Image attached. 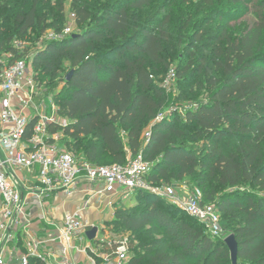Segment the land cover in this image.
Segmentation results:
<instances>
[{
    "label": "trees",
    "instance_id": "16d2710c",
    "mask_svg": "<svg viewBox=\"0 0 264 264\" xmlns=\"http://www.w3.org/2000/svg\"><path fill=\"white\" fill-rule=\"evenodd\" d=\"M14 1L0 0V51L11 54L9 62L26 56L12 45L15 37L24 38L47 21L38 14L39 0H31L29 6L23 0L19 8ZM124 1H130L133 8L151 3L116 0L104 4V10L95 17L81 4L83 0H74L72 12L77 24L84 27L89 21L96 22L76 33L77 37L64 35L35 55L34 66L50 80L60 76L63 61L75 70L65 86L67 95L58 100L59 113L69 123L50 124V133H62L69 139L68 147L82 149L77 155L94 164H105L104 156L111 164H123L129 153L137 156L143 152L148 161L154 162L147 176L154 185L174 176L182 179L193 175L200 168L201 179L237 188L222 197L216 207L221 217L223 213L240 223L219 238L209 235L186 211L199 227L185 214L160 206L158 200L151 201L152 196L147 198L150 206L146 211L131 214L118 209L114 224L121 222L129 231H143L148 238L138 246L131 238L135 255L129 264H232L224 239L230 234H235L239 243V264H264V0H199L200 9L221 2L252 5L257 20L251 28L236 34L225 21L218 32L208 36L212 44L210 60L206 64L201 61L197 68L204 72V81L198 86L208 91L206 99L197 104L191 98L198 95L193 87L181 90L175 102L185 106V114L170 121L158 120L145 146L142 134L146 125L159 117L167 103L164 81L170 72L160 78V83L154 72L157 67L169 68L166 46L172 39L164 29L153 32L132 26L128 11L120 7ZM192 2L181 0L182 4ZM60 6L63 11V4ZM56 15L51 13V18L56 19ZM168 21L167 17L165 23ZM212 21L210 18L208 24ZM105 32L120 38L121 43L100 51L97 45L103 42ZM198 38L203 40L204 32ZM34 123H30V129ZM179 124L193 125L197 141L208 151V162H202L194 149L175 143V138L187 141V130ZM170 168L176 171L171 173ZM245 185L256 188L255 192L241 191ZM201 191L204 202L214 201L215 189Z\"/></svg>",
    "mask_w": 264,
    "mask_h": 264
},
{
    "label": "built area",
    "instance_id": "2783aa9c",
    "mask_svg": "<svg viewBox=\"0 0 264 264\" xmlns=\"http://www.w3.org/2000/svg\"><path fill=\"white\" fill-rule=\"evenodd\" d=\"M4 56L0 51V264H129L131 238L106 237L103 226L90 239L95 225L84 214L113 208L141 190L172 198L209 235L224 237L221 214L204 202L201 189L177 196L172 185L156 187L147 179L153 163L143 152L123 164L99 165L52 142L55 119L45 107L30 118L14 104L18 93L28 100L35 88L29 59ZM175 75L171 70L164 85ZM76 197V207L59 215L54 201Z\"/></svg>",
    "mask_w": 264,
    "mask_h": 264
},
{
    "label": "rangeland",
    "instance_id": "374dc122",
    "mask_svg": "<svg viewBox=\"0 0 264 264\" xmlns=\"http://www.w3.org/2000/svg\"><path fill=\"white\" fill-rule=\"evenodd\" d=\"M27 6L31 3V0H26ZM38 14L42 18H47L46 25H41L39 28H35L29 31L28 35L24 38H17L13 40L12 45L20 53H25L29 59V74L34 78L35 88H30L31 94L28 96V100L23 99L25 95L22 93L17 94V98L14 104L20 112L25 115H29L30 118H34L37 115L39 107H45L46 112L54 117L55 123L67 124L69 119L59 113L58 100L67 95L66 83L67 75L71 71L68 62L63 61L61 64V71L59 77L54 80H50L49 76L43 75L40 70L36 69L33 64V59L37 52L45 48L48 44L58 41L62 36H69L84 31L85 28H90L96 21H89L84 27L77 24L76 17L72 12V4L74 0H39ZM116 0H83L81 4L90 8V11L95 17L101 14L104 10V4L113 3ZM14 4L19 8L23 4V0H15ZM60 4H63V11ZM120 7L126 8L132 21V26L138 28L144 27L145 29L153 32H159L161 29L167 30L172 39V43L166 46V56L168 59L169 68L157 67L154 72L156 80L160 83V78L166 76L170 70H173L176 75L165 86L167 103L163 108L162 113L155 120H151L146 125L142 134V144L145 146L147 143L146 134L158 120L170 121L178 115H184L185 106L179 105L175 102L176 95L181 90H193L198 95L191 96L193 101L201 103L206 99L207 90L198 86L199 82L204 81V72L199 71L197 68L200 66V62L205 64L210 60L212 52V44H209L208 36L218 32L219 27L225 21H229L233 26V33H242L246 29L252 27L256 22V12L252 5H229L223 2L215 3L210 8L200 9L199 0H193L191 4H182L181 0H151L150 5L142 8H133L130 5V1H124ZM56 12V19L51 18V13ZM169 18V21L165 23V19ZM213 18L211 24H208V20ZM187 22L189 24L186 27ZM70 30L67 35V30ZM201 32H204V39L200 40L198 36ZM121 43V39L114 37L112 34L105 32L104 40L101 44L97 45L98 50L104 51L113 48L117 44ZM193 53V56H192ZM264 53V39L262 42V51ZM6 60L11 58V54L3 53ZM109 61V59H107ZM192 64L191 68L186 70L187 65ZM203 68V67H202ZM22 94V95H21ZM189 94H192L189 92ZM23 96V97H22ZM53 105H57V111H53ZM194 105V103L189 104ZM187 130V136L184 140L175 138V143L179 145H185L191 149H194L198 158L202 162H208V151L205 149L201 142L197 141L195 133L193 131V125L182 126ZM122 137H125L124 130L121 131ZM67 139L62 133H57L52 142L57 143L62 149L70 151L74 154L81 153L83 150H74L68 147ZM77 152V153H76ZM79 155V154H78ZM129 157H134L129 153ZM161 157L157 159L160 162ZM104 165H110L112 162L107 156H104ZM154 167V162L152 164ZM176 168H170L169 172H175ZM202 169L198 168L197 172L193 175L186 176L182 179L172 177L170 181H160L156 187H162L165 185L174 186L177 196H187L193 194L197 189H203L207 192L210 189H215L216 194L214 196L213 204H217L218 201L228 195L230 192H234L237 188L223 187L214 183L212 180L205 178L201 179ZM155 173V171H154ZM204 181V182H202ZM205 184V187L203 186ZM256 188L245 185L241 188V191H247L254 193ZM151 195L145 192H135L126 200L117 202L113 208H108L103 212L94 213L90 210V213H94V225L97 227L105 226V236L124 238L130 237L136 241V246L142 242L148 240L142 232H132L127 230L121 222H115L118 209H126L131 214L146 211L150 203L148 202L149 196L151 201L158 200L160 206H165L167 209H174L179 214H185L191 222L196 226H200L199 223L189 217L182 208H180L172 198L164 195L155 194ZM245 200V199H244ZM176 213V212H175ZM113 220V221H112ZM240 221L233 219L231 216L223 215L222 224L224 228V235L228 234L231 229L237 226ZM158 236H161L158 235ZM135 255L133 250L130 253V258Z\"/></svg>",
    "mask_w": 264,
    "mask_h": 264
},
{
    "label": "water",
    "instance_id": "95a60500",
    "mask_svg": "<svg viewBox=\"0 0 264 264\" xmlns=\"http://www.w3.org/2000/svg\"><path fill=\"white\" fill-rule=\"evenodd\" d=\"M78 34H73V37H77ZM75 70H71L66 79L68 81H70L72 79V76L74 74ZM98 231V227H93L89 232H88V236L90 239H94L96 236V233ZM225 243L227 244V246L230 249L231 252V259H232V264H239V243L236 239L235 234H230L229 236H227L225 238Z\"/></svg>",
    "mask_w": 264,
    "mask_h": 264
},
{
    "label": "crops",
    "instance_id": "0c3cea01",
    "mask_svg": "<svg viewBox=\"0 0 264 264\" xmlns=\"http://www.w3.org/2000/svg\"><path fill=\"white\" fill-rule=\"evenodd\" d=\"M80 198L76 197V198H67V199H62V200H56L54 201V204L57 206V212L59 215H62V213L66 210H71L73 208H75L79 202H80ZM90 210H93L94 213L96 212H100L97 211L95 209H89L84 215L86 217V219L90 222H94V213H90ZM101 213V212H100ZM97 227V226H95Z\"/></svg>",
    "mask_w": 264,
    "mask_h": 264
}]
</instances>
